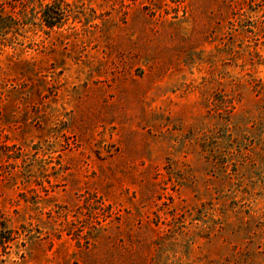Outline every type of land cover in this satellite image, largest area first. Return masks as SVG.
I'll return each instance as SVG.
<instances>
[{"label":"rangeland","instance_id":"1","mask_svg":"<svg viewBox=\"0 0 264 264\" xmlns=\"http://www.w3.org/2000/svg\"><path fill=\"white\" fill-rule=\"evenodd\" d=\"M0 264H264V0H0Z\"/></svg>","mask_w":264,"mask_h":264},{"label":"trees","instance_id":"2","mask_svg":"<svg viewBox=\"0 0 264 264\" xmlns=\"http://www.w3.org/2000/svg\"><path fill=\"white\" fill-rule=\"evenodd\" d=\"M55 20V17H50V19L48 21H45L47 26L52 28L54 26V21Z\"/></svg>","mask_w":264,"mask_h":264}]
</instances>
